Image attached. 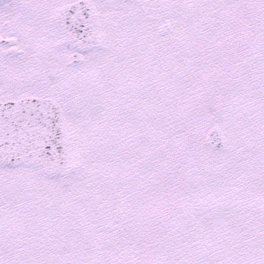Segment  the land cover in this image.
<instances>
[{
	"label": "snow or ice",
	"instance_id": "6c2138e0",
	"mask_svg": "<svg viewBox=\"0 0 264 264\" xmlns=\"http://www.w3.org/2000/svg\"><path fill=\"white\" fill-rule=\"evenodd\" d=\"M0 264H264V0H0Z\"/></svg>",
	"mask_w": 264,
	"mask_h": 264
}]
</instances>
